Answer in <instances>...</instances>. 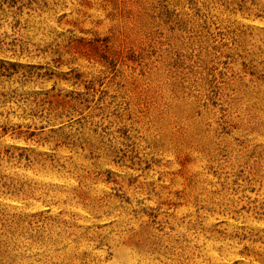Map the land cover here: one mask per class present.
Listing matches in <instances>:
<instances>
[{
	"label": "clouds",
	"instance_id": "obj_1",
	"mask_svg": "<svg viewBox=\"0 0 264 264\" xmlns=\"http://www.w3.org/2000/svg\"><path fill=\"white\" fill-rule=\"evenodd\" d=\"M0 264H264V0H0Z\"/></svg>",
	"mask_w": 264,
	"mask_h": 264
},
{
	"label": "rangeland",
	"instance_id": "obj_2",
	"mask_svg": "<svg viewBox=\"0 0 264 264\" xmlns=\"http://www.w3.org/2000/svg\"><path fill=\"white\" fill-rule=\"evenodd\" d=\"M117 52L119 53V55H120L121 58L127 59L128 53H127V51L125 49L118 48L117 49ZM129 67H135V66L134 65H129ZM140 98H141L142 101L143 100H147L149 104L151 103V99L148 98V97H145L143 94H141V97ZM49 102H50V104H56V103H58L56 97L49 98Z\"/></svg>",
	"mask_w": 264,
	"mask_h": 264
}]
</instances>
